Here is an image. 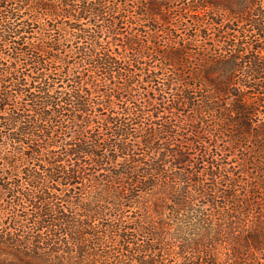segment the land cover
I'll return each instance as SVG.
<instances>
[{"label": "trees", "instance_id": "obj_1", "mask_svg": "<svg viewBox=\"0 0 264 264\" xmlns=\"http://www.w3.org/2000/svg\"><path fill=\"white\" fill-rule=\"evenodd\" d=\"M0 264H264V0H0Z\"/></svg>", "mask_w": 264, "mask_h": 264}]
</instances>
